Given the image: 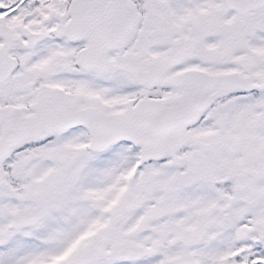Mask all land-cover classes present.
<instances>
[{"label": "snow or ice", "instance_id": "1", "mask_svg": "<svg viewBox=\"0 0 264 264\" xmlns=\"http://www.w3.org/2000/svg\"><path fill=\"white\" fill-rule=\"evenodd\" d=\"M0 264H264V0H0Z\"/></svg>", "mask_w": 264, "mask_h": 264}]
</instances>
